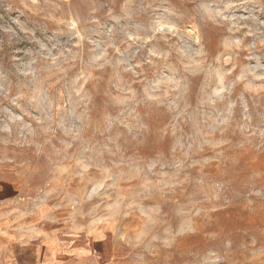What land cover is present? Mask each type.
I'll list each match as a JSON object with an SVG mask.
<instances>
[{"label": "rangeland", "instance_id": "rangeland-1", "mask_svg": "<svg viewBox=\"0 0 264 264\" xmlns=\"http://www.w3.org/2000/svg\"><path fill=\"white\" fill-rule=\"evenodd\" d=\"M0 242L264 264V0H0Z\"/></svg>", "mask_w": 264, "mask_h": 264}, {"label": "crops", "instance_id": "crops-1", "mask_svg": "<svg viewBox=\"0 0 264 264\" xmlns=\"http://www.w3.org/2000/svg\"><path fill=\"white\" fill-rule=\"evenodd\" d=\"M77 242H78L77 239L74 242L72 241V245L68 248V250L63 251V254L61 256V257H63V259L68 258L67 260H69L71 255L75 256V257H79L81 259L85 257L83 255V253L81 252L82 250L86 251L85 247H83V245H81V247L78 246ZM83 244H84V241H83ZM41 247L46 249L47 251L51 250L52 255L47 257L44 254H40L39 250H37V253L39 256L36 259H34L36 257L35 254L32 255L31 253H29L28 249L25 250V248L19 247V248H15V250H14L12 243L7 244L5 242L4 246H3V248H4L3 253H4V257L6 259L5 264H56L55 260L60 258L59 254L61 253V250L56 249L55 246L50 247V246H46L43 244L41 245ZM23 253H24V256H26V259H23ZM41 253H43V252H41ZM14 255H15V258H14ZM27 257L30 258V260H28ZM103 264H105V262H103Z\"/></svg>", "mask_w": 264, "mask_h": 264}]
</instances>
